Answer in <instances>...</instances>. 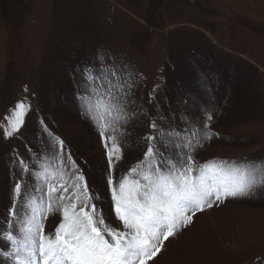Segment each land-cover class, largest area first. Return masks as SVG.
Segmentation results:
<instances>
[{"label":"rangeland","instance_id":"374dc122","mask_svg":"<svg viewBox=\"0 0 264 264\" xmlns=\"http://www.w3.org/2000/svg\"><path fill=\"white\" fill-rule=\"evenodd\" d=\"M100 54L126 66L137 84L129 109L136 115L121 130L123 156L113 162L117 178L143 158L150 120L179 130L180 117L199 112L202 121L205 111L217 135L196 149L197 163L264 161V0H0V229L15 180L22 176L26 196L40 197L42 182L15 161L55 168L54 137L83 172L106 223L123 228L106 150L77 99L80 70ZM21 101L31 106L23 135L6 138ZM61 221L62 213L49 214L45 233ZM149 264H264V190L197 212Z\"/></svg>","mask_w":264,"mask_h":264},{"label":"snow or ice","instance_id":"6c2138e0","mask_svg":"<svg viewBox=\"0 0 264 264\" xmlns=\"http://www.w3.org/2000/svg\"><path fill=\"white\" fill-rule=\"evenodd\" d=\"M80 75L83 94L77 99L82 114L96 125L106 150L113 211L123 228L106 223L93 203L96 196L89 191L83 172L71 160L64 141L54 137L55 158L60 161L55 168L45 162L36 171V164L15 161L21 174L35 176L42 187L37 189L38 199L26 196L28 184L22 176L14 181L13 203L4 218L6 227L0 229V239L9 245L7 249L0 245L4 264H149L165 241L191 225L197 212L229 197L264 190V161H246L240 166L226 160L199 164L194 159L202 142L217 135L211 131V111L204 112L202 121L199 112L180 117L185 127L179 130H165L150 120L143 158L117 178L113 162L123 156L120 136L126 133L121 130L136 115L129 111L135 104L136 81L126 66L106 63L103 54L92 66L81 69ZM30 108L23 101L16 105L4 128L6 138L23 135ZM57 212L62 213V221L54 233H45L44 221Z\"/></svg>","mask_w":264,"mask_h":264}]
</instances>
